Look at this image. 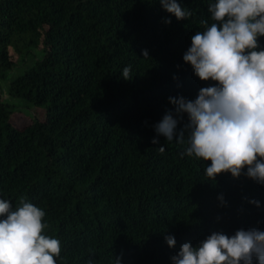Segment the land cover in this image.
I'll use <instances>...</instances> for the list:
<instances>
[{"label": "trees", "instance_id": "trees-1", "mask_svg": "<svg viewBox=\"0 0 264 264\" xmlns=\"http://www.w3.org/2000/svg\"><path fill=\"white\" fill-rule=\"evenodd\" d=\"M178 2L189 18L159 0H0V82L32 61L9 94L46 108L45 120L19 127L15 106L0 101V199L45 211L57 264H173L181 245L213 232L264 231V185L245 174L212 180L210 161L155 131L168 112L179 119L170 97L194 100L215 84L183 60L201 21L212 22L210 0ZM186 123L184 114L176 132Z\"/></svg>", "mask_w": 264, "mask_h": 264}, {"label": "clouds", "instance_id": "clouds-1", "mask_svg": "<svg viewBox=\"0 0 264 264\" xmlns=\"http://www.w3.org/2000/svg\"><path fill=\"white\" fill-rule=\"evenodd\" d=\"M159 2L177 20L192 15L178 0ZM208 12L210 26L209 20L201 21L204 30L191 37L183 60L200 80L215 84L201 88L194 100L170 97L179 119L170 111L155 131L166 141H186V155L210 161L205 174L212 180L221 173L236 178L245 174L264 185V46L260 42L264 0H210ZM143 57L150 58L147 50ZM121 75L131 80V66ZM184 114L188 123L177 133ZM152 143L159 145V140ZM159 151L163 153L164 146ZM45 216L26 197H20L15 208L10 200L0 199V264H57L61 242L46 233L50 225ZM165 239L169 247L176 246L174 236ZM121 259L115 257V264ZM171 260L173 264H254V260L264 264V231L238 229L231 237L213 232L196 246L184 243Z\"/></svg>", "mask_w": 264, "mask_h": 264}, {"label": "rangeland", "instance_id": "rangeland-1", "mask_svg": "<svg viewBox=\"0 0 264 264\" xmlns=\"http://www.w3.org/2000/svg\"><path fill=\"white\" fill-rule=\"evenodd\" d=\"M11 52L13 60L19 63V56L15 52ZM32 63V61L27 64L20 63L13 69L7 80L0 82V101L15 106L16 111L12 115L11 121L19 127L28 125L33 120L43 121L46 118V108L43 106L28 104L24 100L14 99L9 94L10 80L22 74L28 67L32 66Z\"/></svg>", "mask_w": 264, "mask_h": 264}]
</instances>
